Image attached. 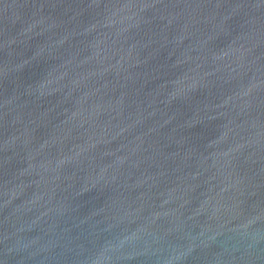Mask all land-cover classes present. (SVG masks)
Here are the masks:
<instances>
[{"label":"water","instance_id":"1","mask_svg":"<svg viewBox=\"0 0 264 264\" xmlns=\"http://www.w3.org/2000/svg\"><path fill=\"white\" fill-rule=\"evenodd\" d=\"M0 264H264V0H0Z\"/></svg>","mask_w":264,"mask_h":264}]
</instances>
